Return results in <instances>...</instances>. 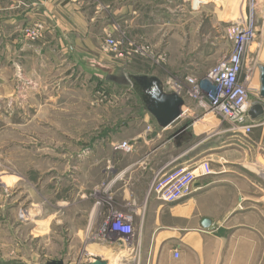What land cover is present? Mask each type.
<instances>
[{
	"label": "rangeland",
	"instance_id": "374dc122",
	"mask_svg": "<svg viewBox=\"0 0 264 264\" xmlns=\"http://www.w3.org/2000/svg\"><path fill=\"white\" fill-rule=\"evenodd\" d=\"M69 2L79 7L84 21L77 54L67 60L60 55L67 43L54 44L45 66L38 60L33 67L41 84L33 88L22 71L16 70L11 88L7 75L0 74V264H48L52 259L147 264L138 245L142 236L136 234L135 211L157 197L152 186L174 168L170 160L184 151L217 159L233 157L236 150L251 182L248 209L232 224L251 233L247 249L231 248L225 264H264V114L248 120L253 127L244 134L191 95L232 53L236 31L246 27L253 36L244 46L239 78L253 88L251 107L264 106V0ZM48 24L21 25L20 33L34 43L50 34ZM1 60L3 68L7 63ZM52 63L63 64L60 72L75 69L72 85H47ZM114 67L156 74L170 92L169 81L178 84L189 110L180 117L182 124L190 130L200 125L206 132L182 151L166 150L161 159L153 153L157 142L136 152L137 137H149L155 128L144 121L150 114L133 88L107 80ZM125 141L131 151L120 147ZM143 158L145 169L137 165ZM119 219L130 230H109L113 222L119 226Z\"/></svg>",
	"mask_w": 264,
	"mask_h": 264
},
{
	"label": "crops",
	"instance_id": "0c3cea01",
	"mask_svg": "<svg viewBox=\"0 0 264 264\" xmlns=\"http://www.w3.org/2000/svg\"><path fill=\"white\" fill-rule=\"evenodd\" d=\"M69 1L0 0V60L5 59L7 63L0 68V74L4 72L7 75L9 88L16 70L23 72L21 75L30 88L41 85L32 75L33 67L38 60L42 66L43 59L55 50V45L67 43L68 48L60 51V55L67 60L77 54L81 42L78 32L84 21L79 7ZM36 21L49 23L52 30L45 39L32 43L20 33L19 27ZM62 66V63H52L54 70L47 72L49 78L46 82L50 83L47 85L73 84L75 69L71 67L70 71L68 68L60 72ZM152 119L150 115H145L144 121L155 130L149 137L146 133L137 137L139 146L135 151L157 142L153 153L154 157L158 155V159L166 155V150L182 151L194 138L206 132L200 125H194L191 130L188 128L192 140L178 147L173 133L183 125L182 119L166 129L158 128ZM243 149L245 151L246 148ZM187 152L171 159L169 165L192 167L197 162L207 160L211 172L198 176L192 192L179 200L164 202L158 197L147 198L144 201L146 205L136 209L135 230L138 237L142 236L143 242L137 238L138 245H143L147 264H225L229 251L236 247L244 251L249 246L251 232L241 228V224H232L238 215L248 209L245 204L249 200L247 188L251 181L240 163L241 151L236 150L239 155L233 157L216 155L217 159L209 158L202 152L188 156ZM146 160L143 158L137 162L139 168L145 169ZM205 218L210 221L207 226L202 224ZM238 244H241V248ZM175 252H178L177 256Z\"/></svg>",
	"mask_w": 264,
	"mask_h": 264
},
{
	"label": "built area",
	"instance_id": "2783aa9c",
	"mask_svg": "<svg viewBox=\"0 0 264 264\" xmlns=\"http://www.w3.org/2000/svg\"><path fill=\"white\" fill-rule=\"evenodd\" d=\"M28 36L31 34L28 32ZM33 36L40 38V34L33 33ZM253 36L249 33L248 28L237 30L236 46L232 53L220 62L210 80L202 82L197 86L198 91L191 95L196 97L200 106L204 108L210 107L213 111L221 114L225 119L231 122L237 131H242L244 134H249L253 127L251 124H246L248 120L252 121L249 110L251 102L249 100V92L253 89L247 80L241 81L239 78V67L244 46L247 41ZM194 82L193 79H189ZM173 91L181 92L182 89L178 84L169 81ZM200 90L202 92L200 93ZM120 147L126 151H131L132 145L126 141ZM211 172L210 163L207 160L197 162L192 167L175 166L167 172L161 174L156 183L152 186V191L155 195L164 202H174L187 195L193 190V183L198 176L206 175ZM123 220H129L128 216L123 217ZM117 223H112V228L130 230V224L126 222L122 224L121 219ZM114 228V229H113ZM178 255V252H175Z\"/></svg>",
	"mask_w": 264,
	"mask_h": 264
},
{
	"label": "water",
	"instance_id": "95a60500",
	"mask_svg": "<svg viewBox=\"0 0 264 264\" xmlns=\"http://www.w3.org/2000/svg\"><path fill=\"white\" fill-rule=\"evenodd\" d=\"M107 80L118 85H130L139 96L143 109L151 115L160 129H166L174 124L184 114L186 101L176 91H167L163 80L156 74L132 73L121 67H114L108 74ZM261 96L264 98V66L261 68ZM252 119H257L264 114V106L255 103L249 110ZM157 134L156 132L154 133ZM192 133L188 124L184 123L173 133L175 144L180 147L192 140ZM210 221H202L207 226ZM48 264H65L62 259H52ZM87 264H108L102 259H94Z\"/></svg>",
	"mask_w": 264,
	"mask_h": 264
},
{
	"label": "bare ground",
	"instance_id": "6f19581e",
	"mask_svg": "<svg viewBox=\"0 0 264 264\" xmlns=\"http://www.w3.org/2000/svg\"><path fill=\"white\" fill-rule=\"evenodd\" d=\"M234 16H235V15H234ZM230 20L232 21V19H230ZM222 21H226V22H228V20H225V19H223V18H222ZM232 22H233V21H232ZM228 23H229V22H228ZM235 23H237V22H235ZM232 25H233V24H232ZM236 26H237V25H236ZM238 28H240V26H239ZM242 28H243V27H242ZM244 28H246V27H244ZM236 29H237V27H236ZM236 32H237V31H236ZM185 110H186V109H184V112H185ZM155 124H156V123H155ZM196 162H197V161H196Z\"/></svg>",
	"mask_w": 264,
	"mask_h": 264
}]
</instances>
